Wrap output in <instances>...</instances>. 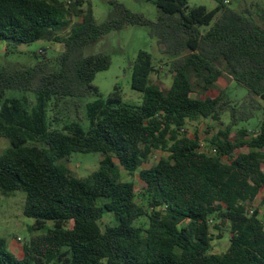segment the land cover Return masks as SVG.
I'll return each mask as SVG.
<instances>
[{"label":"trees","instance_id":"obj_1","mask_svg":"<svg viewBox=\"0 0 264 264\" xmlns=\"http://www.w3.org/2000/svg\"><path fill=\"white\" fill-rule=\"evenodd\" d=\"M189 1L153 0L161 14L151 21L112 0L114 12L99 23L89 0H0V41L65 45L56 60L0 64V138L10 142L0 154V190L26 194L33 232L54 223L24 246L22 259L0 237V264H264V212L254 207L264 191V114L257 130L244 126L264 105V22L229 0H214L213 10ZM75 18L82 21L72 26ZM129 26L157 39L173 76L169 89L152 84L153 56L140 51L131 64L138 106L123 104L119 87L103 98L94 83L112 57L86 55ZM224 72L248 90L243 99L193 96ZM66 99L85 102L88 128H52L50 105ZM226 112L229 124L206 143L216 152L202 151L187 121L219 123ZM158 150L168 155L144 167ZM78 153H101L100 169L75 177L68 162ZM122 169L139 171L138 190ZM108 215L117 223L103 228ZM213 229L229 230L226 252L212 253Z\"/></svg>","mask_w":264,"mask_h":264},{"label":"rangeland","instance_id":"obj_2","mask_svg":"<svg viewBox=\"0 0 264 264\" xmlns=\"http://www.w3.org/2000/svg\"><path fill=\"white\" fill-rule=\"evenodd\" d=\"M69 1V0H64ZM93 6L95 17L99 23L107 21L114 12L111 4L112 0H89ZM125 5L134 13L142 14L151 21H157L161 12L154 4L153 0H117ZM230 7L235 10L243 11L249 9L254 20L263 25L264 22V0H229ZM189 6H205L208 10H213L217 3L214 0H190ZM82 21L80 18L73 20V25H77ZM72 26L59 32L62 37H67ZM43 50L45 52H43ZM65 50L63 43L38 41L32 44H23L10 47L8 43L0 41V64H21L26 66H34L39 61L56 60ZM140 51L149 52L153 56L156 72L151 77V83L160 86L162 89H169L173 76L169 72L170 59L160 52L156 38H151L148 31L144 27L129 26L120 31H114L107 35L103 40L95 45H91L86 49V55H95L106 53L112 57V66L109 70L101 72L97 75L95 85L99 88L103 98L108 99L119 87L120 97L123 104L138 106L141 104L143 94L137 92L131 87L132 70L131 64L136 60ZM55 62V61H53ZM54 65V64H53ZM224 67V65H222ZM192 81L194 77L191 76ZM222 91H225L231 101L237 102L243 99L248 90L239 86L228 74L224 72L223 76L217 83L207 92L198 90L195 98L205 99L206 97H216ZM13 92L12 95H18ZM20 96V95H19ZM32 104L36 103L33 95H29ZM49 116L52 128L55 130L65 131L72 123L80 122L85 128L89 123L86 117V106L84 101H73L71 99L62 100L60 102H52L49 108ZM264 114L263 110L256 114L249 123H245L249 129L257 130L260 120ZM230 118L228 112L222 116L221 122L201 119L198 121L188 120L185 126L187 134L191 137L198 136L201 142L207 143L219 129H224L229 124ZM10 146L9 140L0 138V154ZM168 153L160 150L156 151L150 159L149 165L155 164ZM104 156L101 153H78L74 154L68 162V166L72 169L73 175L77 178H87L100 169ZM264 167V166H263ZM121 178L124 181H132L137 190L140 185L139 171L134 175H129L123 169L121 170ZM264 191H262L255 201L254 207H259L264 212ZM26 194L16 192L15 194L6 195L0 190V237L7 240L8 250L17 258L24 257V246L30 243L35 235L46 234L50 228L54 227L53 222H49L47 228L33 232L32 226L35 219L25 215ZM111 223H117L116 218L108 215L102 221L103 228ZM212 253L221 254L227 251L229 247L230 233L227 229L212 230Z\"/></svg>","mask_w":264,"mask_h":264},{"label":"built area","instance_id":"obj_3","mask_svg":"<svg viewBox=\"0 0 264 264\" xmlns=\"http://www.w3.org/2000/svg\"><path fill=\"white\" fill-rule=\"evenodd\" d=\"M201 150H202V151H206V152H208V153H215V152H216V150H215L214 148L209 149V148L207 147L206 143H204V142L201 143Z\"/></svg>","mask_w":264,"mask_h":264}]
</instances>
